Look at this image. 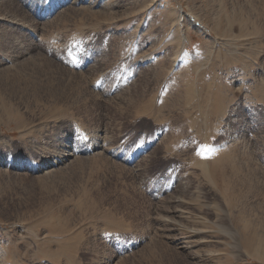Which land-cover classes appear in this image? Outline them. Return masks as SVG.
Instances as JSON below:
<instances>
[{"label": "rangeland", "instance_id": "1", "mask_svg": "<svg viewBox=\"0 0 264 264\" xmlns=\"http://www.w3.org/2000/svg\"><path fill=\"white\" fill-rule=\"evenodd\" d=\"M0 264H264V0H0Z\"/></svg>", "mask_w": 264, "mask_h": 264}, {"label": "bare ground", "instance_id": "2", "mask_svg": "<svg viewBox=\"0 0 264 264\" xmlns=\"http://www.w3.org/2000/svg\"><path fill=\"white\" fill-rule=\"evenodd\" d=\"M116 4V3H115ZM251 36V35H250ZM189 89V88H188ZM187 89V90H188ZM262 89V88H261ZM191 91H192V88H191ZM191 91H188L189 92V95H191ZM96 140H99V139H96ZM96 143V142H95ZM103 146V145H102ZM95 147V146H94ZM220 147H221V145H220ZM224 147V146H223ZM59 148V147H58ZM73 148V147H72ZM100 147H98V149H99ZM96 149V148H95ZM214 149V148H213ZM207 151V150H206ZM208 152V151H207ZM210 153H212V152H210ZM67 154V153H66ZM208 154V153H207ZM214 154V153H213ZM65 155V154H64ZM71 155V154H70ZM69 155V156H70ZM212 155V154H211ZM207 156V155H206ZM211 158V157H210ZM212 160V159H211ZM208 163L206 162V160L204 159L203 160V162H201V164H200V166L202 167V169L205 171V172H208V170H209V167H208V165H207ZM211 164V163H210ZM212 164H214L213 162H212ZM219 165V164H218ZM216 166V165H215ZM211 172V171H210ZM217 172V171H216ZM212 180V179H211ZM187 246V245H186ZM190 248V247H189Z\"/></svg>", "mask_w": 264, "mask_h": 264}, {"label": "snow or ice", "instance_id": "3", "mask_svg": "<svg viewBox=\"0 0 264 264\" xmlns=\"http://www.w3.org/2000/svg\"><path fill=\"white\" fill-rule=\"evenodd\" d=\"M197 155H201V153L200 152H197Z\"/></svg>", "mask_w": 264, "mask_h": 264}]
</instances>
